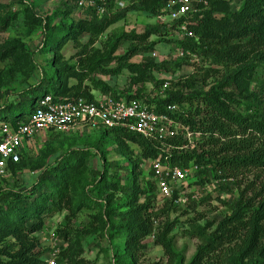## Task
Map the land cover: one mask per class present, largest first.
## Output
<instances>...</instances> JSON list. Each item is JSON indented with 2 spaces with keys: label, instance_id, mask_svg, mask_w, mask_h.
Returning a JSON list of instances; mask_svg holds the SVG:
<instances>
[{
  "label": "trees",
  "instance_id": "16d2710c",
  "mask_svg": "<svg viewBox=\"0 0 264 264\" xmlns=\"http://www.w3.org/2000/svg\"><path fill=\"white\" fill-rule=\"evenodd\" d=\"M137 1L138 4L133 2L111 16H98L93 9H90L85 19L76 23L61 22L49 28L45 26L42 48L49 49L53 44L57 45L58 42L54 41L56 38L63 41L66 39L77 41V37L83 32H89L91 28L101 30L126 13L140 12L145 16H154L168 0ZM231 1L206 0V4L199 3L198 10L186 18L193 36L173 41L176 46L189 50L201 60H208L210 64L224 68L223 78L207 89L197 88L198 85H206L205 76L180 78L172 83L174 88L167 87L164 90L166 93L164 96L153 97L151 94L150 96L146 94L147 98L144 99L156 112L164 111V107L168 104H178L180 110L169 113L175 120L187 125L193 131L199 130L209 134L208 137L202 138V141H198L192 147L188 146L180 153L172 150L170 159L173 163L186 165L194 161L202 166L195 172L199 184L204 182L208 184L214 180L215 189L220 192L230 187L238 190V197L234 202L228 204L220 200L228 207L221 219L205 220L202 224H198L197 221L204 219L203 215L189 219L191 235L201 239L190 264H213L209 263L210 259L216 260V263H224L229 252L234 253L230 264H246L247 259H253L249 264H264V259L261 258L264 257V0H240L237 9L231 8ZM183 19L185 18L181 17L169 26L161 22L149 23L140 34L130 32L122 36L118 35L108 53L99 56L87 55L80 61L91 65L95 73L112 75L115 82L121 70L127 69L132 76L129 83L125 82L126 87L154 82V85L160 88L165 80L159 79L157 72L168 67H179L186 58L156 62L150 54L156 42L171 35ZM150 36H156L158 40L140 46H131L115 66L105 68V65L118 59V56L113 54L121 40L144 41ZM3 53L0 52V58L3 57ZM139 53L150 58L142 63L129 62L131 57ZM62 71L66 73L63 74ZM210 72L217 73L219 70L207 68L206 73ZM80 73L82 72H75L70 68H53L46 76L40 78L37 84L20 90L16 101L4 100L0 103V125L5 122L16 124L26 119L34 109L36 101L48 93L61 100L78 96L91 99L98 93L127 99L142 98L144 94L141 90L130 94L114 88L107 81L97 79L92 80L91 86H87L82 84ZM77 77L78 80L72 83L71 79ZM252 83L255 84V89H251ZM188 89L189 91H185ZM97 128L101 134L94 147L102 140L104 134L110 133L117 138L122 137L121 139L133 142L140 149V155L136 157L127 172V180L121 182V179H117L116 187L123 193L124 198L120 200L118 206L131 205V207L119 214L121 224L117 227L116 233L120 234L123 240L122 243L111 241V246L115 249L114 264H137L136 253L140 247H143L144 239L151 233H155V243L162 247L169 256V261H172L174 259L172 242L171 238L166 237L173 229V224L156 226L155 221L159 214L154 207L166 204L168 201L174 202L176 191L173 198L160 202L156 196L152 172L149 171L145 179L151 184L152 192L141 203H136L133 198L139 193H145V189H138L137 175L141 173V166L147 160L157 156L158 150L150 141L125 128L104 126ZM25 150L26 147L23 148V152ZM85 151V149L70 148L56 156L54 161L48 164L49 167L34 174L35 182L27 181L24 190L0 191V201L6 198L12 200L10 207L12 211H8L9 217H12L8 219L9 225L0 224V264L44 262L50 249L36 248L33 242L27 241L28 236L39 232L44 224V218L51 212L68 208L66 203H69V194L64 192L57 194L55 181L59 178L56 177V173L67 169L75 160H80L85 155ZM22 155L19 161L8 163L9 172L15 170L21 162ZM100 156L105 168L108 162L101 152ZM97 174L95 189L102 194L105 191L106 176L103 170ZM207 195L205 199H212L211 195ZM64 196H67L66 202L62 200ZM42 199L45 204L39 206L37 201ZM2 209L0 206V212ZM188 211L190 210L187 208L184 213ZM110 233L112 232H109V238ZM63 237L66 239L65 235ZM8 239L10 241H7ZM61 242L56 257L58 264L60 258L64 264H86L83 258L70 257L66 253V247L63 248L65 242L63 240ZM12 243L17 246L19 244V247L15 250L11 249ZM119 247L129 252V255L118 254ZM180 261L181 257H178L175 264H181Z\"/></svg>",
  "mask_w": 264,
  "mask_h": 264
},
{
  "label": "rangeland",
  "instance_id": "374dc122",
  "mask_svg": "<svg viewBox=\"0 0 264 264\" xmlns=\"http://www.w3.org/2000/svg\"><path fill=\"white\" fill-rule=\"evenodd\" d=\"M133 2L138 4L137 0H132ZM199 3L206 4V0H198ZM240 3V0H232L230 6L232 9H237ZM157 14L149 17L140 12L126 13L101 30L91 28L89 32H83L77 37V41L71 39L63 41L56 38L54 41L58 42L57 45L53 44L51 48L44 49L41 42L45 26L49 28L61 22L76 23L78 20L85 19L84 17L88 15L87 11L77 10L75 0H0V52H4L3 57L0 58V103L4 100L16 101L19 98L17 94L20 90L37 84L40 78L46 76L53 68H70L75 72H82L80 73L81 82L87 86H91L92 80L97 79L107 81L114 88L122 89L130 94L141 90L148 96L150 94L160 96L162 88H157L158 86L156 87L154 82L126 87L132 76L127 69L121 70L120 74L116 76L117 81L115 82L112 75L95 73L92 71L91 65L80 61L87 55L99 56L108 53L112 42L118 35L122 36L124 33L130 32L142 33L147 24L160 22L156 18ZM180 35L175 28L171 35H167L165 41H157L150 57L156 62L179 59L173 52V48L176 46L173 41L180 40ZM167 39L170 41H166ZM156 40H158L156 36H150L144 41L121 40L113 54L118 56V59L105 65V68L115 66L131 46H140ZM150 57L139 53L131 57L129 62L142 63ZM207 68H218L219 72L206 73ZM62 73L65 74L66 71H62ZM224 73V68L210 64L208 60L203 61L199 58L198 62H192L186 58L181 66L162 69L157 72V76L159 79L168 81L170 88H174L172 83L180 78L185 79L194 75L205 76L206 85H198L197 88L207 89L210 85L221 80ZM77 80L78 77L72 78L71 82L74 83ZM251 89H255L254 83H252ZM185 91H189V89ZM165 94L163 91L162 95ZM100 134L99 128L89 126L41 132L26 146L21 162L15 167V170H11L5 177L0 176V191L24 190L27 181L35 182L34 174L49 167L48 164L53 162L56 156L70 148L86 150L80 160H75L67 169L56 173V177L59 178L55 181L57 194L60 195L62 192L69 194V203H66L68 208L51 212L44 218V224L39 232L29 235L27 240L33 242L36 248H49V234L51 231H55L58 239L65 242L63 248L66 247V253L70 257L83 258L86 264H114L113 251L115 249L111 246V241L122 243L123 240L122 236L116 233L117 227L121 224L119 214L131 207V205L118 206L121 203L120 200H124V198L123 193L116 187L117 179H121V182L127 180V172L131 169L136 157L140 155V149L136 144L121 139L122 137L117 138L116 135L110 133L104 134L102 140L94 147ZM100 152L108 162L105 168L102 165ZM141 168V173L137 175V183L138 189H145V193H139L133 197L136 203L145 201L146 196L153 190L149 181L147 182L145 179L150 171V164L145 163ZM100 170H103L106 176L105 191L102 194L96 191V184H94ZM197 180V173H194V176H191L187 181V190H189L187 202L168 201L166 204L154 207L159 214L155 221L156 226L173 224V229L166 238H171L174 259L169 261V256L162 247L155 243V233H151L144 239L143 247H140L136 253L137 264H175L178 257H181V264H190L201 239L191 235L189 219L203 215L204 219L197 221L198 224L204 223L205 220L221 219L223 212H226L228 207L220 200L230 204L238 197L236 188L230 187L228 190L220 192L215 189L214 181L208 184L205 182L199 184ZM207 194L211 195L212 199H205ZM66 199L67 196L62 198L64 202ZM37 203L39 206H43L45 201L42 199ZM0 206L3 208L0 212V224L8 226V219L12 218L8 214V211H12L10 208L12 200L10 198L3 199L0 201ZM187 208L190 211L184 213ZM110 231L112 233L109 238ZM63 235L66 236V239ZM18 247L19 244L17 246L12 243L11 249L15 250ZM117 253L121 256L124 253L129 255V252L124 251L122 247L117 248ZM233 256L234 253L229 252L224 263H216V260L212 259L209 263L230 264ZM261 258L264 259V257ZM60 259L59 264H64ZM252 261L253 259H247L246 264Z\"/></svg>",
  "mask_w": 264,
  "mask_h": 264
},
{
  "label": "built area",
  "instance_id": "2783aa9c",
  "mask_svg": "<svg viewBox=\"0 0 264 264\" xmlns=\"http://www.w3.org/2000/svg\"><path fill=\"white\" fill-rule=\"evenodd\" d=\"M132 0H77V10L93 9L98 16H111L122 10ZM198 10V0H168L159 10L156 18L171 25L172 22L184 17L178 25L179 39L193 36L189 30L187 19ZM175 57L188 58L192 62H198V57L189 50L179 46L173 48ZM169 82L164 81L160 91L168 87ZM155 96V95H151ZM133 97L115 98L106 93H98L91 99L82 96L61 100L48 93L40 97L34 109L26 119L12 124L9 122L0 125V176L9 174V162L19 161L23 154V148L30 144L41 132L52 130H68L79 126L89 127H121L134 132L158 150L157 156L147 160L152 172V181L156 185L157 199L162 202L173 198L176 203H185L189 200L187 181L202 166L190 161L186 165L173 163L170 159L172 150L177 153L184 151L188 146L192 147L202 138L208 137L207 132L193 131L187 125L174 119L169 113L179 111L176 103L168 104L164 111L156 112L153 106H149L144 99ZM179 139L178 141H176ZM214 180H212L213 182ZM215 182V181H214ZM49 253L42 264H58V246L62 243L55 231L49 234Z\"/></svg>",
  "mask_w": 264,
  "mask_h": 264
}]
</instances>
